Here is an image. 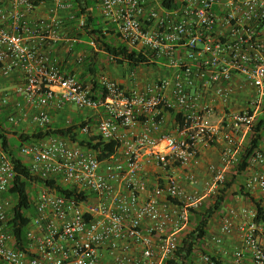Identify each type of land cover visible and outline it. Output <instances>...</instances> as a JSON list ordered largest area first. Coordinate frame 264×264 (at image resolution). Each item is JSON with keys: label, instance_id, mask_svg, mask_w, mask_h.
Segmentation results:
<instances>
[{"label": "built area", "instance_id": "2783aa9c", "mask_svg": "<svg viewBox=\"0 0 264 264\" xmlns=\"http://www.w3.org/2000/svg\"><path fill=\"white\" fill-rule=\"evenodd\" d=\"M96 8L107 30L153 53L166 74L141 88L132 72L129 90L102 77L106 95L98 97L66 75L49 50L75 43L68 32L85 25L73 0H0V72L22 75L16 92L30 108L12 112L10 124L19 128L33 110L35 129H45L54 125V110L76 108L85 122L95 121L80 128L82 135L119 144L105 161L60 136L20 148L35 176L87 196L70 201L40 187L26 250L14 247L9 211L15 200L7 194L17 173L0 147V264H166L192 211L219 194L238 163L240 144L264 104V0H179L170 9L159 0H97ZM83 60L78 57L79 64ZM1 104L9 105L6 96ZM167 112L184 114L189 127L179 131L174 121L176 135L165 133ZM72 120L68 116L66 127ZM220 141L212 177L201 190L188 191L184 181L198 184L191 168L199 164L200 146ZM245 186L264 206V139ZM193 264H264L258 208L242 197L226 204Z\"/></svg>", "mask_w": 264, "mask_h": 264}, {"label": "trees", "instance_id": "16d2710c", "mask_svg": "<svg viewBox=\"0 0 264 264\" xmlns=\"http://www.w3.org/2000/svg\"><path fill=\"white\" fill-rule=\"evenodd\" d=\"M159 1L165 8L169 9L174 8L179 3V0ZM73 2L76 10L79 11L77 18L84 16L85 25L78 30L68 32L67 36L76 41L69 45V54L73 58L84 56L82 66L85 72L78 75L77 79L82 85L91 86L98 97L103 96L104 98L106 95L100 83V60L103 54L118 66H127L133 72L140 68L157 67L161 64L153 53L131 48L120 40V36L114 30H107L97 11V0H73ZM72 24H76V21ZM92 42L96 44V48L90 45ZM76 59L78 60V58ZM64 66L61 64L62 70H64ZM167 113L178 124L179 131L189 127L184 114ZM6 122H9V116H0V145L11 158L17 173L7 194V197L13 196L15 200L14 207L9 211L10 227L15 236L14 247L26 250L28 246L27 232L34 211L32 199L39 192L34 194L35 190L40 187L54 188L59 195L70 201H82L87 196L74 188L56 185L52 181L35 176L31 172L30 166L25 163L24 158L19 155L20 148L24 144H30L48 136H60L96 151L98 159L105 161L117 152L119 144L118 142H105L100 137L85 136L79 132L82 126L95 124L94 119H90L88 122H82L81 119L72 120L70 127H66L62 123L54 124L45 129L37 128L32 133L13 132L12 135L16 137V140H12L9 133L4 130ZM263 139L264 104L256 117L254 126L247 134L244 144L239 148L238 163L226 174L225 183L219 194L207 201L200 209L192 211L190 226L182 234L179 249L174 258L167 261L166 264H193L194 259L201 252H204L205 237L208 234L211 220L220 216L225 205L234 201L236 197H242L253 203L259 210V221L264 224V206L247 192L245 186L251 159L261 147Z\"/></svg>", "mask_w": 264, "mask_h": 264}, {"label": "crops", "instance_id": "0c3cea01", "mask_svg": "<svg viewBox=\"0 0 264 264\" xmlns=\"http://www.w3.org/2000/svg\"><path fill=\"white\" fill-rule=\"evenodd\" d=\"M114 32L116 31L114 30ZM69 45L70 44H67L66 42L58 43V44L52 45L49 48V50L54 56H57L61 59L60 60L61 64L65 65L63 71L66 75L74 74L77 77L78 75L83 74L85 70L84 68L76 64V61L74 60L73 57H70ZM129 80L130 82L128 81L126 86L129 89H131L134 83L131 81L130 77H129ZM135 82L137 83V79L135 80ZM22 83H23V77L21 74L16 73L12 75L11 77H4L1 75V72H0V116L1 117H8L10 116L12 112L15 113L16 111L20 109L27 110L28 112H30V108L24 96L16 92L17 87H19ZM5 96L8 98V101H9V105L7 107H3L1 104V99ZM68 113H69L68 111L57 112L54 110L52 112L54 124L64 123V121L69 116ZM33 114H34V111L31 110L29 118L25 122H23L19 128L13 127L9 122H8L9 127L4 126V130H6V132L9 133V137H11L12 140L13 138H15L14 140H16V137L12 135L13 132L32 133L35 130V125L32 122ZM85 115L86 114H82V116H80V118H82L81 119L82 121H84ZM166 120H167V125L168 123H170V125L171 123H173V125L175 124L171 116L166 115ZM208 145L209 144L200 146L199 164L193 165L191 168V172H193L198 178V184H193V183L191 184L186 181L183 182L185 188L188 191H192L194 189L201 190L203 188L204 182L212 177L209 171V167L214 164L215 165L220 164V159H221V154L223 151L224 143L221 141L218 142L216 144L218 146V149L208 148Z\"/></svg>", "mask_w": 264, "mask_h": 264}, {"label": "rangeland", "instance_id": "374dc122", "mask_svg": "<svg viewBox=\"0 0 264 264\" xmlns=\"http://www.w3.org/2000/svg\"><path fill=\"white\" fill-rule=\"evenodd\" d=\"M102 54V53H101ZM78 58V57H76ZM74 58L76 61V64L82 66V64L78 63V60ZM100 79L102 77H109L115 80L117 83L120 84L124 89L129 90V88L126 86L127 82L129 80L130 75L132 74V70L127 67V66H118L115 62L109 60L105 54L101 56L100 60ZM136 75L137 83L139 87H143L146 84L153 82L157 80L158 78L162 77L163 75L166 74V71L164 68L161 66V64L157 67H151V68H140L137 71L134 72ZM130 84V83H129ZM244 97H246V92L243 90ZM68 115L70 118H73V120H80V116H82V113H80L76 108H69L68 109ZM92 116V115H90ZM167 116H170L167 114ZM169 119V118H168ZM170 120V119H169ZM6 127H9V123L6 122L5 124ZM165 133L170 134V135H176V128L174 127L173 123H168V125L164 128L163 130ZM15 138H13L14 140ZM243 138L240 139V141ZM245 140V139H244ZM217 143H212L208 145V148H217L218 146L216 145ZM244 144V141L242 144H240V147ZM239 147V148H240ZM215 165V164H214ZM39 191V188L35 190L34 194Z\"/></svg>", "mask_w": 264, "mask_h": 264}]
</instances>
